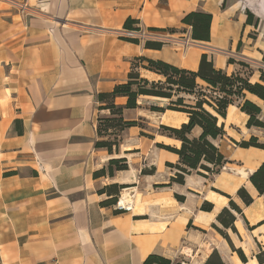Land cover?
Returning <instances> with one entry per match:
<instances>
[{"label": "crops", "instance_id": "obj_1", "mask_svg": "<svg viewBox=\"0 0 264 264\" xmlns=\"http://www.w3.org/2000/svg\"><path fill=\"white\" fill-rule=\"evenodd\" d=\"M250 3L261 7V13ZM263 3L0 0V261L144 264L148 256L156 255L171 264H205L215 251L223 264H260L255 254L258 245L264 249V195L257 193L248 177L264 161L263 149L241 148L218 138L213 143L229 162L212 179L192 173L183 184L159 187L175 174L166 164H176L178 156L156 144L180 146V141L160 134L159 126L178 128L187 122V115L152 111L150 106L164 107L166 101L144 95L137 98L138 107L122 111L125 120L138 121L142 128L123 130L118 152L96 148L95 142L97 118L109 114L99 109L97 95L126 82L136 57L195 70L205 53L227 74L241 73L238 61L253 59L256 66L249 64L253 70L247 75L250 82H260ZM247 11L252 15L249 18ZM189 12L211 15L208 41L190 38V25L181 22ZM127 18L138 28L131 37L138 43L125 39ZM251 30L256 31L255 38L249 37ZM146 41L162 46L146 48ZM139 73L149 80L159 79L142 68ZM247 98L261 108V118L264 101L250 94ZM148 99L164 104L146 107ZM114 102L124 107L126 98L117 96ZM240 114L245 123L247 116ZM175 117L177 121L172 120ZM251 129L261 130L247 128ZM199 132L195 127L189 137ZM112 158H125L128 169L94 177ZM151 167L153 173H141ZM113 183L129 185L124 189L134 192L131 210L102 204L108 195L98 190ZM241 186L253 198L248 206L236 197ZM220 192L231 197L248 222L235 213L237 241L231 229L216 220L229 202ZM205 201L212 204L210 211L200 210ZM214 226L243 251L246 262Z\"/></svg>", "mask_w": 264, "mask_h": 264}, {"label": "trees", "instance_id": "obj_2", "mask_svg": "<svg viewBox=\"0 0 264 264\" xmlns=\"http://www.w3.org/2000/svg\"><path fill=\"white\" fill-rule=\"evenodd\" d=\"M248 18L252 15L247 11ZM211 15L203 12H189L181 20L182 23L190 25V38L198 41L209 40V27ZM250 21L249 19L247 20ZM134 20L127 18L124 28L128 31H136L133 28ZM173 31V30H169ZM127 41L138 43L135 38H125ZM161 42L146 41V48L160 49ZM241 42L237 44L239 50ZM228 59V63H232ZM264 62V56L262 57ZM246 66L243 62H238ZM140 68L148 70L159 76L157 80H149L140 76ZM260 82H250L248 75L240 72L227 74L224 70L214 66L212 59L207 54L202 53L198 66L195 70L177 67L162 60L149 59L143 56L133 59L127 80L124 83L116 84L111 92L99 93L97 100L101 105L99 109L108 110L106 116L97 118L96 132L98 139L95 142L96 148H104L108 153L118 152L120 134L126 128L138 126L142 128L140 122L135 120H125L122 116L124 108L133 109L138 107L137 98L141 95L153 96L166 101L164 107L150 106V110L164 112L173 110L183 112L187 115V122L178 128L160 125L158 132L170 138L180 141L179 148L169 145L159 144L156 146L178 156L176 164L167 163L166 166L174 168L175 174L170 178L168 184L158 185L159 187L169 186L172 183L183 184L186 175L192 173L204 178L212 179L218 174L227 162L224 155L219 151L213 140L222 138L225 135L224 123L219 122V118L225 119L227 109L230 105H236L240 112L247 116L245 127H257L264 131V120L260 118L261 108L247 98V94L253 95L264 101V72L260 71ZM117 96L126 98L125 106L117 105L114 99ZM199 128L200 132L196 137H189L193 128ZM141 135L152 138L151 135L141 132ZM241 148L255 147L264 150V143H260L254 135L248 140L235 142ZM128 165L125 158H112L107 162L106 167L93 173L94 177L102 175L112 176L115 171L127 170ZM154 168L142 170V174H150ZM248 180L261 196L264 195V161L253 171ZM129 187V185L109 184L98 190V193H106L108 198L102 202L104 205H114L117 201L119 192ZM220 194L229 198L228 207H224L216 217L218 223L226 229H231L237 233L234 227L235 213L240 215L244 222L248 224L242 214L241 208L225 193ZM177 200L182 201L183 197L175 195ZM245 206L253 202V198L247 190L241 186L236 191ZM212 204L203 202L200 210L210 211ZM190 226V224H188ZM221 235L229 242L233 251L236 252L242 262L247 258L240 248H234L222 230L214 226ZM259 252L255 254L258 263H264V249L259 245ZM171 264L170 260L150 255L144 264ZM175 264H181L177 262ZM205 264H223L219 255L214 251L206 260Z\"/></svg>", "mask_w": 264, "mask_h": 264}, {"label": "rangeland", "instance_id": "obj_3", "mask_svg": "<svg viewBox=\"0 0 264 264\" xmlns=\"http://www.w3.org/2000/svg\"><path fill=\"white\" fill-rule=\"evenodd\" d=\"M255 7L257 8V6H253L251 8L256 12V10L254 9ZM260 13H261V11L257 14H260ZM253 34H256V31L251 30L249 37L255 38V36ZM180 48L183 49L182 47H180ZM238 62H243L244 64H246V66L240 65V69L242 70L241 73H243L244 75L249 74L253 70V68H255V66H256V64L253 62V59H251L249 62L246 60H240ZM249 64H251L253 66V68H251L249 66ZM261 66L262 67H261L260 71H263L264 70V64H261ZM254 70H257V69H254ZM146 102H147V103H145L146 107L149 106V104H160V105L164 104L162 101H159L156 99H148ZM233 106H234V108L233 107L228 108V110H227L228 115H226L225 119L219 118V122L224 123V130H225V135L222 137V140L231 144V145L236 146V144L232 140H234L235 142H240L242 140H248L250 138V136L254 135L258 138V141L260 143H264V131L258 130V129L247 130V128L245 127V123L243 122L242 115L240 114V112H238L236 105H233ZM261 118L264 120V106H263V113L261 115ZM138 198H139V196L137 195V199ZM230 233L233 236L234 240L237 241L235 233L232 232V230H230Z\"/></svg>", "mask_w": 264, "mask_h": 264}, {"label": "bare ground", "instance_id": "obj_4", "mask_svg": "<svg viewBox=\"0 0 264 264\" xmlns=\"http://www.w3.org/2000/svg\"><path fill=\"white\" fill-rule=\"evenodd\" d=\"M251 1V0H250ZM254 1V0H253ZM261 3V2H260ZM262 4V3H261ZM264 4V3H263ZM250 6L251 7H253V6H255V4L253 3H251L250 4ZM264 7V6H263ZM261 8V7H260ZM260 8H254L255 10H256V12L257 13H259L260 12ZM263 9V8H262ZM196 67V66H195ZM230 107H233L234 108V106L233 105H230ZM228 115V114H227ZM242 115V114H241ZM172 120H174V121H177L178 120V118L177 117H175V118H173ZM251 169V168H250ZM241 175L242 176H245L246 175V173L244 172V171H242L241 170ZM132 198H131V195H130V189H124L123 191H122V195L120 196V205H124V206H131V204H132Z\"/></svg>", "mask_w": 264, "mask_h": 264}, {"label": "built area", "instance_id": "obj_5", "mask_svg": "<svg viewBox=\"0 0 264 264\" xmlns=\"http://www.w3.org/2000/svg\"><path fill=\"white\" fill-rule=\"evenodd\" d=\"M7 1H9V0H7ZM140 35H141V38H144V34H143V33L140 34ZM126 36H127L128 38H131V37L134 36V32H133V31H127V32H126ZM188 43H189V41L186 40L185 44L188 45ZM130 195H131V198L133 199L134 192H130ZM120 196H121V195L118 196L117 201H116V203L114 204V207H115L117 210H121V211H129V210H131V208H132V204H131V206L120 205ZM132 201H133V200H132ZM0 264H3V263L0 261Z\"/></svg>", "mask_w": 264, "mask_h": 264}]
</instances>
